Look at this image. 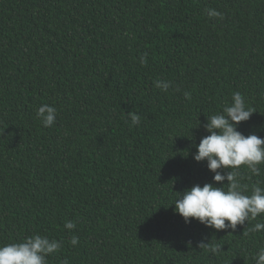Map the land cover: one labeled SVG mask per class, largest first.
Here are the masks:
<instances>
[{
	"label": "trees",
	"instance_id": "16d2710c",
	"mask_svg": "<svg viewBox=\"0 0 264 264\" xmlns=\"http://www.w3.org/2000/svg\"><path fill=\"white\" fill-rule=\"evenodd\" d=\"M0 264H264V0H0Z\"/></svg>",
	"mask_w": 264,
	"mask_h": 264
}]
</instances>
